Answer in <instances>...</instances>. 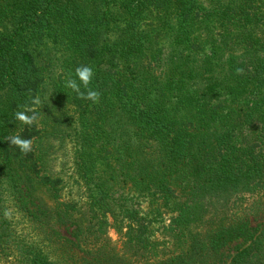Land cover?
<instances>
[{
    "label": "trees",
    "instance_id": "obj_1",
    "mask_svg": "<svg viewBox=\"0 0 264 264\" xmlns=\"http://www.w3.org/2000/svg\"><path fill=\"white\" fill-rule=\"evenodd\" d=\"M48 45L76 84L60 99L81 108L67 180L49 134L15 118L36 106ZM261 215L264 0H0V264H226L239 239L229 264H264Z\"/></svg>",
    "mask_w": 264,
    "mask_h": 264
},
{
    "label": "rangeland",
    "instance_id": "obj_2",
    "mask_svg": "<svg viewBox=\"0 0 264 264\" xmlns=\"http://www.w3.org/2000/svg\"><path fill=\"white\" fill-rule=\"evenodd\" d=\"M117 9L109 11V14H113ZM67 55L57 47L48 45L47 49L42 50L38 57V66L44 71L45 82L43 83V89L36 101V106L33 107L30 115L35 114V121L44 133L49 134L48 144L51 145L50 151V163L48 162V168L51 171V176L54 178L63 177L67 180L73 174L72 162L73 154L72 144L69 141L71 134L73 135L72 128L76 125V119L79 113L80 107L74 105L69 106L64 100L60 99L59 93L66 94L68 87L63 84V80L69 77L68 74V62ZM99 100L89 106V110L93 111L95 104L97 105ZM84 105V104H83ZM82 106V105H81ZM81 110V108H80ZM93 113V112H92ZM93 115V114H92ZM92 115H89L91 117ZM91 117V121H92ZM71 138V137H70ZM64 192V191H63ZM146 207L145 210H148ZM162 216L161 227L155 225V232L153 233V239L157 242L154 252L160 251V249L166 247L168 238L163 237L162 227L169 225V213L164 208H160ZM108 227L112 224V220L107 218ZM264 224V215L256 218L253 226H259ZM107 234L109 238L116 244L118 250L122 247V238L111 228H107ZM166 231V230H165ZM249 242H244L239 239L228 244L224 249V262L229 264L233 256L238 254L243 248L248 246Z\"/></svg>",
    "mask_w": 264,
    "mask_h": 264
},
{
    "label": "clouds",
    "instance_id": "obj_3",
    "mask_svg": "<svg viewBox=\"0 0 264 264\" xmlns=\"http://www.w3.org/2000/svg\"><path fill=\"white\" fill-rule=\"evenodd\" d=\"M93 69L88 66L77 67L75 70V77L80 81L81 84L88 86L92 80ZM65 86L68 88L76 89L75 81L68 79L65 81ZM87 89V87H86ZM77 96L89 99L95 103L99 97V93L95 90H87L86 94L84 92L77 91ZM15 118L22 122L23 124L31 125L35 119V114L28 115L25 112H18L15 114ZM10 143L19 148L22 153L27 154L31 151L32 141L30 139H22L20 136H13Z\"/></svg>",
    "mask_w": 264,
    "mask_h": 264
}]
</instances>
